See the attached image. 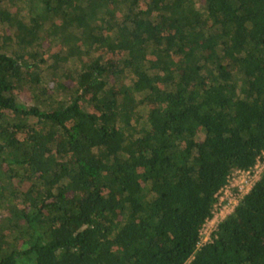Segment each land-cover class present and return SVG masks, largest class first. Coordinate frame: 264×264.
I'll use <instances>...</instances> for the list:
<instances>
[{"label": "trees", "instance_id": "trees-1", "mask_svg": "<svg viewBox=\"0 0 264 264\" xmlns=\"http://www.w3.org/2000/svg\"><path fill=\"white\" fill-rule=\"evenodd\" d=\"M263 152L264 0H0V264H264Z\"/></svg>", "mask_w": 264, "mask_h": 264}, {"label": "built area", "instance_id": "built-area-1", "mask_svg": "<svg viewBox=\"0 0 264 264\" xmlns=\"http://www.w3.org/2000/svg\"><path fill=\"white\" fill-rule=\"evenodd\" d=\"M264 174V152L257 158L255 165L249 169H237L228 179L227 184L217 194L213 216L207 220L200 231L198 248L213 240L212 235L218 224L231 214L241 199L252 189Z\"/></svg>", "mask_w": 264, "mask_h": 264}, {"label": "rangeland", "instance_id": "rangeland-1", "mask_svg": "<svg viewBox=\"0 0 264 264\" xmlns=\"http://www.w3.org/2000/svg\"><path fill=\"white\" fill-rule=\"evenodd\" d=\"M26 99H27V97H26L25 94H21V95H20V100H21V101H27Z\"/></svg>", "mask_w": 264, "mask_h": 264}]
</instances>
